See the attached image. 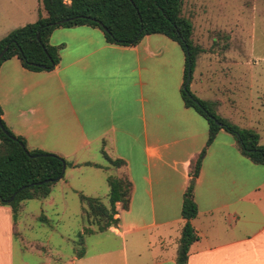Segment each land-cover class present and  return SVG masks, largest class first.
Wrapping results in <instances>:
<instances>
[{"label":"crops","instance_id":"crops-1","mask_svg":"<svg viewBox=\"0 0 264 264\" xmlns=\"http://www.w3.org/2000/svg\"><path fill=\"white\" fill-rule=\"evenodd\" d=\"M39 12L45 15L41 0H0V38L34 22ZM49 43L59 55L51 70L31 71L16 56L0 64L6 126L23 137L29 149L56 153L71 163L46 197L22 201L19 211L35 200L34 217L42 220L48 219L46 206L60 209L59 217L65 214L68 196L82 202L83 194L101 201L99 189L107 175L100 172L111 168L117 173L112 176L131 182L129 204L122 209L116 202L117 223L104 230L87 222L93 230L83 234L88 240L82 236L77 243L68 236L67 255L50 243L56 227H50L43 242L20 237L17 264H176L184 225L183 193L191 182L197 206L191 225L198 238L189 246L186 264H264V165L244 156L235 136L220 129L197 177L191 178L192 164L207 141L208 124L181 97L185 57L179 44L159 33L130 46L111 44L100 28L88 25L57 27ZM241 43V52L229 48L220 53L198 41L202 50L189 86L198 91V98L215 102L217 115L226 105L227 117H220L252 129L242 126L246 119L235 112L240 103L236 94L251 88L246 76L250 52H244L243 39ZM217 65L226 83L205 98L198 87L209 79L203 68ZM240 65L247 72L239 73ZM103 151L123 164L112 165ZM106 195L109 200V188ZM83 206L80 213L86 221ZM17 222L11 207L0 204V264H15L14 241L21 235ZM84 227L82 222L79 233Z\"/></svg>","mask_w":264,"mask_h":264},{"label":"trees","instance_id":"trees-1","mask_svg":"<svg viewBox=\"0 0 264 264\" xmlns=\"http://www.w3.org/2000/svg\"><path fill=\"white\" fill-rule=\"evenodd\" d=\"M45 15L39 12L34 22L10 30L0 38V64L16 56L23 67L31 71L51 70L59 60L58 48L49 43L53 29L88 25L103 31L106 42L134 45L147 34L159 33L176 41L183 50L184 82L188 70L193 72L195 60L202 47L192 41V24L181 16L182 0H41ZM191 81V79H190ZM183 82V83H184ZM185 106L195 109L208 124V137L204 148L192 164L190 175L196 178L207 147L217 132L224 129L232 133L241 153L253 163L264 165V144H259V134L249 128L239 127L217 115L215 102L198 98L189 90V84L181 87ZM0 106V204L9 205L13 220L17 218L22 201L46 197L53 183L63 177L71 163L63 156L41 149H29L23 137L15 135L5 124ZM28 151V153H26ZM103 157L112 165L123 164L121 159H111L103 151ZM108 204L99 199L80 194L84 214L90 225L104 230L116 224L115 204L120 202L127 209L131 182L127 177H107ZM12 198V199H11ZM11 199V200H10ZM197 214L193 198V182L183 193L181 216L184 225L179 238L176 264H186L189 246L198 236L191 225ZM87 227L85 233L92 232ZM79 242H82V235Z\"/></svg>","mask_w":264,"mask_h":264},{"label":"rangeland","instance_id":"rangeland-1","mask_svg":"<svg viewBox=\"0 0 264 264\" xmlns=\"http://www.w3.org/2000/svg\"><path fill=\"white\" fill-rule=\"evenodd\" d=\"M181 16L192 24V41L195 44H198V41L204 42L205 48L210 50L221 53L223 50L230 48L228 52H241V41L244 40V52H250V67L246 76L249 75L250 77L251 88L244 89L236 94L240 96V103L235 112L246 119L242 126L250 125L260 136L259 143L264 144V101L258 99V96L264 94V0H182ZM2 18L0 17V20ZM219 67L217 65L216 67L212 66L210 69H208L209 67L203 68L204 75L209 79L204 80L205 82L201 86L198 85L201 96L209 98L214 92H217V87H221L222 83H226L224 74ZM242 70L247 72L246 66L242 68L240 65L238 72L240 73ZM195 77L196 75L193 73L191 81ZM237 80L246 84L245 80L238 78ZM189 90L199 96L194 87L189 86ZM218 110L220 116L227 117L230 109L226 105H222ZM100 173H102L101 175H107V177L117 174L114 168ZM75 175L77 176V172H75ZM77 177L82 179L80 175ZM84 177L92 178L89 173H85ZM74 180H77L76 177H74ZM87 181L91 183V180L87 179L86 183ZM108 188L106 178L99 189V198L105 204L108 201L106 195ZM35 205H37V202L30 200L25 211H18L17 213V226L21 231V235H17L14 241L15 264L18 262V255L22 249L20 237L25 236L27 242L35 239L42 242L46 241L50 236L51 226L56 227L57 230L51 235L50 243L63 255L71 252V243L67 240L68 236L77 240V243L81 235L84 239H89L86 235H83L88 223L84 220L83 212L80 213L82 202L77 198L68 196L67 210L60 217L56 214L57 211L60 212V209L46 206L44 215L48 219H35ZM82 222L85 227L79 233V226ZM93 227L96 228V226Z\"/></svg>","mask_w":264,"mask_h":264},{"label":"water","instance_id":"water-1","mask_svg":"<svg viewBox=\"0 0 264 264\" xmlns=\"http://www.w3.org/2000/svg\"><path fill=\"white\" fill-rule=\"evenodd\" d=\"M5 50H6V49H3V50L0 52V59H1L2 55H3V53L5 52ZM190 79H191V70L189 69V70H188V73H187V76H186V79H185V82H184V84H183V87H184V88H186V86L189 84ZM26 153H28V151H26ZM11 199H12V198H11ZM11 199H10V200H11Z\"/></svg>","mask_w":264,"mask_h":264}]
</instances>
